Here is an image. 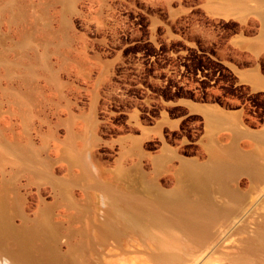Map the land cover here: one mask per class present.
I'll return each mask as SVG.
<instances>
[{
  "label": "rangeland",
  "instance_id": "1",
  "mask_svg": "<svg viewBox=\"0 0 264 264\" xmlns=\"http://www.w3.org/2000/svg\"><path fill=\"white\" fill-rule=\"evenodd\" d=\"M0 264H264V0H0Z\"/></svg>",
  "mask_w": 264,
  "mask_h": 264
},
{
  "label": "bare ground",
  "instance_id": "2",
  "mask_svg": "<svg viewBox=\"0 0 264 264\" xmlns=\"http://www.w3.org/2000/svg\"><path fill=\"white\" fill-rule=\"evenodd\" d=\"M221 116V119L226 120V121H231L235 122L237 116L231 117L227 116L223 113L218 112ZM257 132L255 136H260ZM210 158L212 162L216 163L217 165H222L223 167L229 168L232 166H237V165H247L251 162L250 155L243 153L242 151L238 150L235 147H214L210 151ZM184 167H189L198 171H201L206 168L205 165L203 166L202 164H193V163H183ZM198 172V173H201ZM15 206H19V201L16 200ZM193 214H194V219L190 222V229L193 231H198L201 230L206 222L205 214L206 210L203 206L201 205H196L195 208L193 209ZM50 239V238H49ZM49 256V255H48ZM52 258H54L52 256ZM25 259V260H24ZM24 262L25 261H31V257H23L22 259Z\"/></svg>",
  "mask_w": 264,
  "mask_h": 264
},
{
  "label": "water",
  "instance_id": "3",
  "mask_svg": "<svg viewBox=\"0 0 264 264\" xmlns=\"http://www.w3.org/2000/svg\"><path fill=\"white\" fill-rule=\"evenodd\" d=\"M190 109L200 113V114H206L209 112H220L223 113L227 116H238L237 118H239L241 116V111L239 110H226L223 108H219L213 104H208V103H193L189 105ZM244 132L248 135V136H254L255 133L259 132V130L257 129H251L246 127L244 129ZM163 148L166 149L168 148L167 145L165 143H163ZM178 159L180 160L181 163H193V164H200L201 161L199 158L197 157H184V156H179Z\"/></svg>",
  "mask_w": 264,
  "mask_h": 264
}]
</instances>
